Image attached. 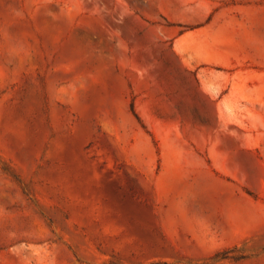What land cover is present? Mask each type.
<instances>
[{
  "label": "rangeland",
  "instance_id": "rangeland-1",
  "mask_svg": "<svg viewBox=\"0 0 264 264\" xmlns=\"http://www.w3.org/2000/svg\"><path fill=\"white\" fill-rule=\"evenodd\" d=\"M0 264H264V0H0Z\"/></svg>",
  "mask_w": 264,
  "mask_h": 264
},
{
  "label": "crops",
  "instance_id": "crops-1",
  "mask_svg": "<svg viewBox=\"0 0 264 264\" xmlns=\"http://www.w3.org/2000/svg\"><path fill=\"white\" fill-rule=\"evenodd\" d=\"M194 38L203 47L214 48L217 40L216 22L214 20L198 28L194 33Z\"/></svg>",
  "mask_w": 264,
  "mask_h": 264
}]
</instances>
